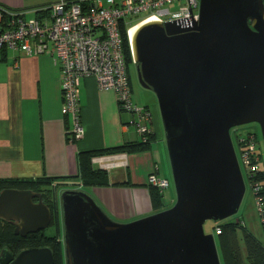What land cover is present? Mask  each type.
<instances>
[{"label":"water","instance_id":"1","mask_svg":"<svg viewBox=\"0 0 264 264\" xmlns=\"http://www.w3.org/2000/svg\"><path fill=\"white\" fill-rule=\"evenodd\" d=\"M130 43L140 85L158 99L177 200L120 222L88 191L61 189L65 263L222 264L204 225L236 215L246 193L231 132L257 124L264 142V0H200L193 27L145 22ZM0 219L25 237L52 212L42 193L9 188ZM54 263L49 246L0 252V264Z\"/></svg>","mask_w":264,"mask_h":264},{"label":"crops","instance_id":"2","mask_svg":"<svg viewBox=\"0 0 264 264\" xmlns=\"http://www.w3.org/2000/svg\"><path fill=\"white\" fill-rule=\"evenodd\" d=\"M61 1L77 0H0V9L31 18L38 12L46 13ZM9 18L1 15L0 31L7 29ZM143 95L145 98L146 94ZM144 98L137 95L135 100L132 86L133 103L152 114L149 126L156 142L147 152L102 157L111 165L107 169L109 184L88 188L105 211L120 222L155 212L148 188L153 166L158 167L159 176L168 179L166 167L162 168L163 172L161 169L162 124L154 99ZM79 104L85 135L77 143H71L70 120L62 114L61 70L56 58L0 50V178L73 177L79 171L81 152L112 149L143 140L133 125L136 116L123 111L115 92L101 91L94 78L82 80ZM63 181L76 183L71 179ZM165 207L168 208L166 202Z\"/></svg>","mask_w":264,"mask_h":264},{"label":"built area","instance_id":"3","mask_svg":"<svg viewBox=\"0 0 264 264\" xmlns=\"http://www.w3.org/2000/svg\"><path fill=\"white\" fill-rule=\"evenodd\" d=\"M50 10L42 20L12 17L7 29L0 31V50L49 55L60 63L62 114L72 125L68 131L69 141L77 143L85 135L79 92L82 80L89 77L96 80L101 91H114L119 107L136 116L133 125L139 135L151 134L149 123L152 114L136 106L132 100L121 26H128L129 35L135 28L131 29V25L136 21L138 25L151 21H178L183 28H191L200 19V0L61 1ZM257 141L255 135L240 134L237 141L240 157L237 155L242 172L243 167L247 170L260 221L264 225V202L260 194L262 183L256 178L261 170L258 164L263 160L256 154ZM92 161L106 170L111 167L102 157ZM148 183L163 191L170 186L168 179L159 176L157 166L150 173ZM216 225V233L219 234L221 228Z\"/></svg>","mask_w":264,"mask_h":264},{"label":"trees","instance_id":"4","mask_svg":"<svg viewBox=\"0 0 264 264\" xmlns=\"http://www.w3.org/2000/svg\"><path fill=\"white\" fill-rule=\"evenodd\" d=\"M79 1V0H77ZM45 12H38L36 16L31 17L42 20L45 16H48L50 9ZM0 14L5 17L25 18L21 13H12L0 9ZM30 19V18H25ZM9 24V23H8ZM138 23L131 25V29L136 27ZM121 36L123 41V52L125 61L127 64L128 75L130 79V85L132 90L131 74L129 67L133 64L132 48L130 44V37L128 33V26L122 24ZM7 50V49H3ZM61 70V65L58 63ZM145 109V108H143ZM147 110V109H145ZM149 111V110H148ZM151 113V112H150ZM152 122V121H151ZM150 127V126H149ZM151 129V127H150ZM152 130V129H151ZM238 130H236L235 140L233 139L236 150L238 141ZM247 135H255L257 138V151L256 154L263 160V152L261 148V140L258 137V133H249ZM69 138V134H68ZM70 142V141H69ZM156 142L155 134L144 135L143 140L139 142L125 143L121 146L105 149L93 152H81L78 158L79 171L78 174L73 177H60L61 180H75L74 185L81 186L82 189L96 186H106L109 184V173L106 169L96 167L93 163V159L96 157H103L116 154H135L142 153L151 150V146ZM237 152V153H238ZM257 180L262 183L260 194L264 202V169L258 172ZM67 181H59L58 179L51 177H38V178H0V192L4 189L16 188V189H31L35 192H42L45 197V201L49 204L50 209L53 212V225L55 226L54 233L47 234V232H39L29 234L27 237L17 235L15 233V227L13 224L0 219V252L4 247H8L13 253H17L19 250L30 247H44L49 246L52 248L55 257L54 264H66L65 252L63 245V225L61 209L58 200V193L63 189L64 185H67ZM73 185V186H74ZM148 188L151 196L152 207L155 212L165 209L164 191L160 188L149 184ZM221 228V233L216 237V243L220 254L222 264H242L247 259L250 264H264V241H262L255 232L246 225L241 218L239 221L234 219H227L217 223ZM217 226V225H216ZM264 228V225H262ZM264 230V229H263Z\"/></svg>","mask_w":264,"mask_h":264},{"label":"rangeland","instance_id":"5","mask_svg":"<svg viewBox=\"0 0 264 264\" xmlns=\"http://www.w3.org/2000/svg\"><path fill=\"white\" fill-rule=\"evenodd\" d=\"M129 70H130L131 82H132V86H133V90H134V99L136 100L137 95H140V97L143 99L144 98L143 93L146 94V97L144 98L145 101H149L150 97H152L154 99V103L156 106L155 110H156V113H157L158 118H159L158 120H160L161 124H162V119H161V114H160L157 96L155 95V93L153 91L144 89L140 85V82L138 79L137 67H136L135 63L130 65ZM149 106L151 107L150 104H149ZM152 110H153V108H152ZM71 126L72 125L70 124V128H71ZM162 128H163V124H162ZM163 132H164V129H163ZM231 133H232V138L235 140L236 131L233 130ZM249 133H253V134L258 133V137L261 140V148H262V152H263V161L258 164V167L260 169H264V142H263L262 132H261L259 125L249 124V125L241 126L238 129V134L246 135ZM163 136H164V143H162L163 145L161 147L163 150L164 162H163V164H161V169L166 167L167 172L166 171L165 172H166L168 179H169V182H170L169 188L164 190V194H165L164 199H165L166 205L168 207H171L175 204V202L177 200V194H176V188H175V183H174V179H173L172 167H171V163H170V159H169V154H168V149H167L164 133H163ZM238 154H239V152H238ZM239 157H240V154H239ZM154 168H155V166H153V170H154ZM153 170H152V172H153ZM162 172H163V169H162ZM243 173H244L245 181H246V193H245V196L243 198L239 212L236 215L230 217L229 219L232 218V219L236 220V219L241 218V220L246 225H248L262 241H264V230L262 228L260 217H259V214L257 211V206H256V202L254 199V195H253L251 186L248 182L247 170L244 167H243ZM162 178H164V177H162ZM59 181L63 182V180H59ZM73 185H74V183L69 182L67 185H64L63 188H66V187H68V188L72 187L73 188L74 186L76 187V185H74V186ZM85 190L90 192V190L88 188H85ZM204 227H205L206 233H212L215 235V238L217 237L218 234L216 233V228H215L216 224L213 221H210V220L207 221L205 223ZM51 233H54L53 227H50L47 230V234H51ZM217 240H218V237H217ZM242 264H250V262L247 259H245Z\"/></svg>","mask_w":264,"mask_h":264},{"label":"flooded vegetation","instance_id":"6","mask_svg":"<svg viewBox=\"0 0 264 264\" xmlns=\"http://www.w3.org/2000/svg\"><path fill=\"white\" fill-rule=\"evenodd\" d=\"M239 128H237V129H234L235 131L236 130H238ZM39 193H42V192H39ZM35 201L37 202L38 201V199L37 198H35ZM43 201L49 206V204L45 201V197L43 196ZM50 208V207H49ZM51 212H52V210H51ZM12 224V223H11ZM15 227V226H14ZM50 227H53V229H54V231H55V226L53 225V212H52V221H51V225L47 228V229H45V230H42V231H39V232H47V230L50 228ZM39 232H36V233H39ZM29 234H34V233H29ZM28 234V235H29ZM17 235H20V234H17ZM27 235V236H28ZM27 236H25V237H27ZM63 240V239H62ZM12 252V251H11ZM18 253V252H17ZM17 253H14L15 255L17 254Z\"/></svg>","mask_w":264,"mask_h":264},{"label":"bare ground","instance_id":"7","mask_svg":"<svg viewBox=\"0 0 264 264\" xmlns=\"http://www.w3.org/2000/svg\"><path fill=\"white\" fill-rule=\"evenodd\" d=\"M136 28H134V30L131 31V35H133V33L135 32Z\"/></svg>","mask_w":264,"mask_h":264},{"label":"clouds","instance_id":"8","mask_svg":"<svg viewBox=\"0 0 264 264\" xmlns=\"http://www.w3.org/2000/svg\"><path fill=\"white\" fill-rule=\"evenodd\" d=\"M138 26H139V25H138ZM136 27H137V26H136ZM136 27H135V28H136ZM129 37H130V35H129ZM130 44H131V43H130ZM131 48H132V47H131ZM133 62H134V61H133ZM235 149H236V148H235Z\"/></svg>","mask_w":264,"mask_h":264}]
</instances>
